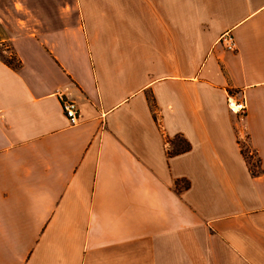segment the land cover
Instances as JSON below:
<instances>
[{"label":"crops","instance_id":"obj_1","mask_svg":"<svg viewBox=\"0 0 264 264\" xmlns=\"http://www.w3.org/2000/svg\"><path fill=\"white\" fill-rule=\"evenodd\" d=\"M0 44V264H264V0H0Z\"/></svg>","mask_w":264,"mask_h":264},{"label":"built area","instance_id":"obj_2","mask_svg":"<svg viewBox=\"0 0 264 264\" xmlns=\"http://www.w3.org/2000/svg\"><path fill=\"white\" fill-rule=\"evenodd\" d=\"M221 42L226 47V49L234 50L236 48V42L234 36L230 31H227L222 35ZM61 100H62L63 112L67 117V119L69 120V123L71 125H75L79 123L80 109L78 102L76 100L70 99L62 95H61ZM228 105L231 111H233L234 113L244 114L246 109L245 100L236 99L234 96L228 97Z\"/></svg>","mask_w":264,"mask_h":264},{"label":"trees","instance_id":"obj_3","mask_svg":"<svg viewBox=\"0 0 264 264\" xmlns=\"http://www.w3.org/2000/svg\"><path fill=\"white\" fill-rule=\"evenodd\" d=\"M0 57L7 63L9 64L10 66H13L14 68H18L20 66V62L19 61H16V57L13 55V57H10L11 60L5 58L2 54H0ZM174 142L176 143V146L174 147L175 149L172 150V151H169V154H172V153H177V152H184V151H187L190 149V144L189 142L182 136V135H177L174 139ZM241 151H242V154L245 156V158L247 159V161L249 162L250 164V167H251V170H252V173L253 174H257V171L254 169V166H255V163L253 161V156L250 154V150L245 147L244 145H242L241 147ZM181 181L182 180H177L176 184H177V187H180V184H181ZM187 186L189 184H186Z\"/></svg>","mask_w":264,"mask_h":264},{"label":"rangeland","instance_id":"obj_4","mask_svg":"<svg viewBox=\"0 0 264 264\" xmlns=\"http://www.w3.org/2000/svg\"><path fill=\"white\" fill-rule=\"evenodd\" d=\"M8 5H11L7 3ZM0 54H2L5 58L10 59V57H13V54L10 52V48H7L0 44ZM245 146V145H244ZM246 147V146H245ZM248 148V147H247ZM249 149V148H248Z\"/></svg>","mask_w":264,"mask_h":264}]
</instances>
